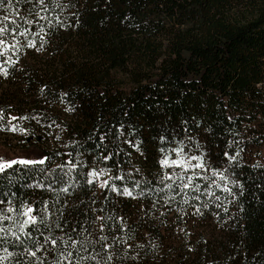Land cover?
I'll use <instances>...</instances> for the list:
<instances>
[{
  "label": "trees",
  "instance_id": "16d2710c",
  "mask_svg": "<svg viewBox=\"0 0 264 264\" xmlns=\"http://www.w3.org/2000/svg\"><path fill=\"white\" fill-rule=\"evenodd\" d=\"M56 2L36 24L33 0L0 5L18 26L0 48V158L44 160L0 173V208L47 206L50 225L0 244L2 264H33L26 248L52 264L39 244L69 235L101 264H264V0ZM178 142L202 159L199 191L159 182Z\"/></svg>",
  "mask_w": 264,
  "mask_h": 264
},
{
  "label": "snow or ice",
  "instance_id": "6c2138e0",
  "mask_svg": "<svg viewBox=\"0 0 264 264\" xmlns=\"http://www.w3.org/2000/svg\"><path fill=\"white\" fill-rule=\"evenodd\" d=\"M9 4L11 3V0H8ZM34 4L39 8V11H35V9L30 10V13L32 11H35V15L38 17V20L35 21H26V23H38L40 20H47L48 17L46 15H41V13H46L49 11L47 7V0H33ZM52 2L55 4L56 7H59L60 5L56 2V0H52ZM4 3V0H0V5ZM9 21V17L5 16L3 19H0V48L5 49V51L8 50V48H11L12 50H15L16 45H7L5 44V40L3 37H6L12 32H16L18 30V26L15 25V21H12L14 27L12 29H9L6 25ZM40 31H43V27L40 28ZM30 29H25L24 32L19 33V35L27 36L30 34ZM38 35V33H37ZM19 43V41H17ZM28 47H35V44L32 41H28L27 43ZM0 58H4V52H0ZM8 62L14 63V61H11L10 57L6 58ZM0 74L7 76L8 71L7 68H4L0 66ZM15 119V118H13ZM12 131H16L15 127L11 129ZM164 137H161V142L163 143ZM161 153H163L162 158L158 161L160 167L162 169H173L172 173H169L165 171L163 175L160 177V183H165L166 181H173L175 183V180L180 181V187L181 189H189L192 188L195 191H199V185H193L195 173L193 172L192 175H189V171L194 170L196 168L204 169V164L202 162L201 157L191 156L188 157L184 153V146L182 143L178 142V146L176 148L172 149H160ZM227 156V153H225ZM175 156V158H173ZM105 159H110V157H105ZM229 159H234V157H230ZM198 161V163L193 164L192 161ZM44 160L41 159L39 161H33V160H13V161H3L2 158H0V173H5L7 169L12 168L16 164L21 165H34V164H43ZM181 169L179 173L175 172V169ZM106 173L102 170L101 172H95L93 171L91 175L95 179H99L101 175H105ZM217 175H220L221 179H224L222 174L216 173ZM113 179H123V176H116ZM92 181H89L91 183ZM101 187H108V181H104L101 185ZM166 187L168 189H171L173 187L172 184H166ZM112 191L119 190L116 188V186L113 184L111 186ZM225 191L231 192V189L225 188ZM63 191L67 192V189H63ZM124 196L127 197H133L132 190L128 188H124L122 193ZM144 193L141 192L138 195H143ZM135 198V197H133ZM171 199V197H169ZM5 201L0 200V204H4ZM10 203V202H9ZM44 212L45 215L41 216L39 213ZM47 213L48 209L47 206H45L42 209H37L29 205H24L22 210H18L14 207H5L0 208V244H3L7 241L9 237H11L14 241L23 243L21 240V235L28 239H32V232L29 231V229H33L35 231H39L40 225L45 224L46 227H50V225L46 224L47 219ZM15 217V218H14ZM105 217H96V220H104ZM108 219H111V217H108ZM121 220L123 218H120ZM6 222H11L10 224H7ZM13 225H15V230H13ZM57 228H59V224L56 225ZM75 230V229H73ZM104 225H100V232H103ZM83 231H87V229H83ZM42 234V233H41ZM119 239V238H117ZM61 244L64 245V249L61 250L57 246V240L52 239L51 237H45L44 243L39 244L38 241H34V243L39 244V250L45 255L48 253L49 249L44 247V244H47L49 241L52 246L56 249V256L54 257V260L52 261V264H83L85 261H94L95 264H101V261L98 259L100 256L99 252H95V249H93V253H90L88 255L81 254L82 252H87L88 248L86 245L88 244V241L86 240H76L73 239L70 235L68 237V240H64L63 238H60ZM107 237L100 235L96 240L93 241L94 244H101L102 250L111 249L113 245L107 244ZM103 242V243H102ZM115 244V241L113 242ZM141 247H143L141 245ZM5 252H7V249H5ZM25 252L33 259V264H45V260L43 257L37 256V251H30L29 249H25ZM74 252L76 254L77 259L74 260ZM12 253H7V256L0 257V264H2V261L7 259L8 257L12 256ZM112 255L109 253L103 260V264H111L112 261ZM135 257H133L134 259Z\"/></svg>",
  "mask_w": 264,
  "mask_h": 264
}]
</instances>
